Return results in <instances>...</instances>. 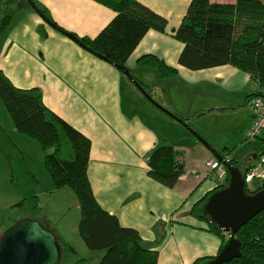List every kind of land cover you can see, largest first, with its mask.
Listing matches in <instances>:
<instances>
[{
    "label": "crops",
    "instance_id": "obj_1",
    "mask_svg": "<svg viewBox=\"0 0 264 264\" xmlns=\"http://www.w3.org/2000/svg\"><path fill=\"white\" fill-rule=\"evenodd\" d=\"M37 1L52 22L20 2L17 16L0 36V70L18 87L39 88L49 109L90 138L88 174L95 197L123 226L138 230L146 242L160 240L155 245L157 264H193L199 258L216 256L221 237L211 231L207 220L196 218L191 210L219 186L217 177L211 173L200 180L190 178L169 187L148 174V156L158 144H169L185 158V168L201 172L209 170L207 162L215 157L233 158L229 153L233 148L240 151L237 159L248 158L253 142L246 144L244 136L253 113L245 98L260 90L258 82H249V77L236 73L234 66L190 70L180 65L182 43L173 30L181 24L191 0H175L174 10L165 9L164 3L157 0H139L166 17L167 28L164 32L149 30L126 66L131 70V65H139V58L154 54L176 70L171 75L151 68L142 70L139 77L152 100L144 97L146 103L140 107L133 102L135 86L131 87L128 76L69 35L79 39L97 36L116 11L99 0ZM208 74H212L211 80L222 77L225 83L232 74L248 84L235 90L238 95L233 100L221 102L219 98L217 108L212 110L243 111L238 130L241 138L234 144L226 141L215 145L192 126L208 116L213 106L205 104L204 97L201 104H189L191 99L188 93L183 94L180 80ZM178 115L186 119L181 122ZM154 122L164 127L163 133ZM13 130L12 135L24 140L15 126ZM221 147L228 152L222 154ZM4 157L0 151V165L8 167ZM56 231L62 236L60 227Z\"/></svg>",
    "mask_w": 264,
    "mask_h": 264
},
{
    "label": "trees",
    "instance_id": "obj_2",
    "mask_svg": "<svg viewBox=\"0 0 264 264\" xmlns=\"http://www.w3.org/2000/svg\"><path fill=\"white\" fill-rule=\"evenodd\" d=\"M99 1L112 7L116 15L97 36L80 38V42L87 50L116 67L126 66L128 58L149 30L166 31V17L139 0ZM20 2L50 20L48 11L37 0H0V36L17 16ZM173 32L182 43L178 62L183 67L202 70L231 65L249 73L264 88V0H191L181 24ZM150 62L155 64L152 66L148 64ZM138 64L164 75L176 72L164 59L154 54L142 56ZM130 74L151 96L143 81L131 70ZM257 94L247 95V99ZM0 100L18 133L40 144L45 167L55 189L68 187L76 196L80 208L79 233L90 250L99 252L97 264H157L155 245L160 240L157 238V243L146 242L138 230L123 226L119 218L109 213L95 197L88 174L90 138L49 109L39 88L18 87L1 70ZM178 117L186 119L182 115ZM257 138L253 142L255 149L246 158L249 159L248 165H252L255 155L258 157L264 153V133ZM0 151L9 164L11 185L20 196L10 206L0 228L5 232L25 218L41 222L45 216L38 194L41 181L1 122ZM179 156L180 153L171 145L158 144L149 152L148 174L158 182L173 187L184 171ZM238 160L230 158L228 164L245 167L244 160ZM214 190L193 205V216L207 220L202 206ZM209 228L221 237L224 247L228 239H223V231L213 224ZM235 237L241 241V255L223 264H264V209L239 228ZM58 239L66 248L67 255L70 253L73 256L74 264L88 263L89 258L79 254L71 243L60 237ZM211 258L214 257L199 258L193 264Z\"/></svg>",
    "mask_w": 264,
    "mask_h": 264
},
{
    "label": "rangeland",
    "instance_id": "obj_3",
    "mask_svg": "<svg viewBox=\"0 0 264 264\" xmlns=\"http://www.w3.org/2000/svg\"><path fill=\"white\" fill-rule=\"evenodd\" d=\"M157 1L160 3H164L163 4L164 7L166 6L165 9L166 8L168 10L175 9L174 8L175 0L173 1L157 0ZM0 7H1V3H0ZM79 44L82 45V43H79ZM148 64L150 65L152 64L153 66V64L155 63L150 62ZM228 66H231V65H228ZM131 67H132L131 70L136 74L137 77L142 76L141 72L143 69L150 68V67H144V66L140 67L139 65H137L136 67L131 65ZM234 69L236 73H242V72L245 73L247 78L249 77L248 78L249 82L251 83L255 82L254 79L248 75L249 73L243 70H240L236 67ZM204 71H206L207 73H210L209 70H204ZM171 73H174V72H171ZM192 74L193 72L189 74V76ZM211 75L212 74L210 75L208 74L207 77L203 76V77H194V78H188V79L185 78L184 81L180 80L183 94L186 95L188 93L187 95L191 99L189 104L192 105L194 101L196 102V104H201L203 102V97H204V103L213 106L212 109L208 112V116L206 115L207 117L204 116L201 120H199L197 126L195 122H194V125L192 126H195V131L198 130V132H203L206 138H211L212 142L215 145H217L218 143L222 144L223 142H226V141L228 142V144H234L236 141H239L241 138V137H238L239 136L238 130L241 129L240 126L243 123L242 122L244 119L243 111L240 110L238 112H230V110L229 111H223L220 109H216L215 111H212V110L213 108H217L216 102L219 101V98H221L220 99L221 102H225L227 98L233 100L235 98L234 95L235 94L238 95V93H236L235 90L239 88L240 86L241 88H246L248 84L244 83L241 77L236 79L232 74L230 77H228V82L226 83L223 81L224 79L222 77L211 80L210 79ZM129 81H131L132 83L131 87L135 86L133 87V95H132L133 102L135 104H138L141 107V103L142 104L146 103V100L144 99L146 95H144L142 91L140 90L139 86L141 85L139 84L138 81H137L138 85L137 83L132 81L130 78H129ZM256 85L258 86L257 83ZM176 86L178 87L179 84L176 83ZM258 87L261 88L260 86ZM202 90H204V93L202 92ZM256 93L258 94L255 95L254 97H251V99L245 98V100H248V102H250L249 105H250V108L253 114H254V103L255 101L257 102L258 100L257 98L259 96H262V94L264 93V88H261V91L257 90ZM251 94L253 93H249L248 95H251ZM228 106L229 105L223 108H226ZM258 115L260 116V112H258ZM0 122L7 129L8 133L11 135L14 141L19 145V147L23 149L26 155L25 157L29 161L32 171L41 181V184L38 187V194L40 197L41 205L43 206V209H44L45 216L42 218L41 222L40 221L39 222L42 224L43 227L53 231L56 236L62 238L68 243H71L76 248L79 254H81L84 257L89 258V261L87 264H97V261L100 256L99 252L90 250L84 243L79 233L78 222L80 218V208H79L78 200L76 196L74 195L72 190L68 187L62 188L61 190L55 189L53 180L50 177V174L48 173L45 167L42 148L37 140L27 137V136H22L24 140H19V136L12 135L14 134V130H13L14 124L5 106L1 102V100H0ZM154 123L156 124V128L157 129L159 128L160 132L163 133L164 127L160 126L157 122H154ZM259 127L260 126H258V128ZM258 136L259 135H257L256 137L244 136L245 143L252 144V142L258 139L257 138ZM184 143H187V142H184ZM256 148L258 149L259 146H257ZM254 149L255 147H253V144H252L251 150L253 151ZM224 152H228V151H225V148L222 149L221 147V153L223 154ZM229 153L236 158L240 154V151L233 148L231 151H229ZM178 158L184 165V171L179 175L177 183L184 181L186 179H190V178L194 180H197V179L200 180L204 176L206 177L212 173L211 176L214 178L217 177V180L219 181V185H222V187L223 186L225 187L228 185L229 171L226 166V164L228 163L224 164L223 168L225 170V175H222L220 170H217V169L212 170L210 169V166L208 165L207 166L209 167V170L203 171V172L197 169L185 168V158L182 156L181 153ZM3 159L6 161V163H8L6 157H4ZM213 160L218 161V163L219 164L221 163V165L223 166V162L225 159L215 157ZM243 160H244L245 167H240L239 169L242 173L244 170L245 172H249L252 165H248L250 164L249 159H243ZM238 161H240V159ZM229 165L235 166V167L237 166L233 164H229ZM9 176H10L9 166L3 167L0 165V226L3 223V219L5 218L10 206L16 202L13 199H15V197L16 198L20 197L19 194L12 187ZM181 176H184V178L180 179ZM254 185L257 188L248 189L249 191L247 190V187L245 188L246 194L252 195L254 194L253 192L256 193L258 190L264 187V181L255 180ZM222 187L219 186V188H222ZM209 225L211 224L209 223ZM58 227H60V231H61L60 233L62 234V236L59 235L58 232L56 231ZM3 228L5 229L4 226ZM4 233L5 232L3 231V229L0 228V239ZM223 234H224L223 239L225 241L230 238L231 233L223 231ZM227 242L228 241H226V243ZM60 243L59 245L61 248L62 255H61V260L59 264H74L72 260L73 256H71L70 253H68L67 255L66 248H64V246H62ZM222 244H223V240H222ZM222 244L220 246L219 252L223 249Z\"/></svg>",
    "mask_w": 264,
    "mask_h": 264
},
{
    "label": "water",
    "instance_id": "obj_4",
    "mask_svg": "<svg viewBox=\"0 0 264 264\" xmlns=\"http://www.w3.org/2000/svg\"><path fill=\"white\" fill-rule=\"evenodd\" d=\"M69 35L81 43L79 38ZM117 68L138 85L127 66L118 65ZM139 88L149 97L142 86ZM155 105L160 107L157 103ZM160 108L169 114L165 108ZM179 121L183 120L179 118ZM226 166L229 171L228 185L211 193L202 211L209 223L231 235L214 258L200 264H223L239 257L241 241L235 237L236 232L264 209V187L252 195L246 194L240 169L229 164ZM61 255L58 237L35 219L18 221L0 239V264H59Z\"/></svg>",
    "mask_w": 264,
    "mask_h": 264
},
{
    "label": "built area",
    "instance_id": "obj_5",
    "mask_svg": "<svg viewBox=\"0 0 264 264\" xmlns=\"http://www.w3.org/2000/svg\"><path fill=\"white\" fill-rule=\"evenodd\" d=\"M257 99V102L255 101L254 103V116L245 133V136L256 137L257 135L264 133V93ZM258 112H260V116L258 115ZM258 126L260 127L258 128ZM224 159V162H228L230 160L229 157H225ZM207 165L210 166V169L220 170L221 174L225 175V170L223 168L224 164L222 166L221 163H218V161L210 160L209 162H207ZM183 178L184 176L180 177V179ZM243 178L244 188L247 187V190L256 188V186L254 185L255 180L264 181V153L260 154L254 160L251 169L249 170V172L244 173Z\"/></svg>",
    "mask_w": 264,
    "mask_h": 264
},
{
    "label": "clouds",
    "instance_id": "obj_6",
    "mask_svg": "<svg viewBox=\"0 0 264 264\" xmlns=\"http://www.w3.org/2000/svg\"><path fill=\"white\" fill-rule=\"evenodd\" d=\"M223 159H224V158H223ZM255 159H256V158H255ZM255 159H254V160H255ZM225 163H228V162H223V164H225ZM242 174H243V173H242Z\"/></svg>",
    "mask_w": 264,
    "mask_h": 264
},
{
    "label": "bare ground",
    "instance_id": "obj_7",
    "mask_svg": "<svg viewBox=\"0 0 264 264\" xmlns=\"http://www.w3.org/2000/svg\"><path fill=\"white\" fill-rule=\"evenodd\" d=\"M259 155H260V154H259ZM255 158H257V156H256Z\"/></svg>",
    "mask_w": 264,
    "mask_h": 264
}]
</instances>
